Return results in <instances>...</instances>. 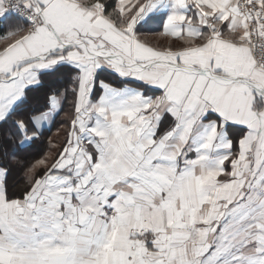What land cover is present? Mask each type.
Segmentation results:
<instances>
[{"label": "snow or ice", "instance_id": "snow-or-ice-1", "mask_svg": "<svg viewBox=\"0 0 264 264\" xmlns=\"http://www.w3.org/2000/svg\"><path fill=\"white\" fill-rule=\"evenodd\" d=\"M0 264H264V0H0Z\"/></svg>", "mask_w": 264, "mask_h": 264}, {"label": "trees", "instance_id": "trees-1", "mask_svg": "<svg viewBox=\"0 0 264 264\" xmlns=\"http://www.w3.org/2000/svg\"><path fill=\"white\" fill-rule=\"evenodd\" d=\"M78 2V0H73ZM82 3H88L90 0H80ZM40 95V94H37ZM71 116V101L64 105V111L58 116L56 119L55 126L52 130H46L44 135L41 137V142L36 144L33 153L31 154H21L22 156H28L31 158V155L34 154H43L49 144L52 142L62 143L64 134L67 130L66 125L63 121L69 119ZM53 152L55 149L52 150ZM10 166L15 168L12 176V191L17 195L22 194L24 188L27 186V183L30 182V177L35 174V172L28 171L27 162L21 157H17L16 159H9Z\"/></svg>", "mask_w": 264, "mask_h": 264}, {"label": "crops", "instance_id": "crops-1", "mask_svg": "<svg viewBox=\"0 0 264 264\" xmlns=\"http://www.w3.org/2000/svg\"><path fill=\"white\" fill-rule=\"evenodd\" d=\"M77 3H78V2H76V1L69 0V7H70V8H71V7H75V6L77 5ZM105 23H106V22L103 21L102 19L98 20V24H100V25H104ZM152 34H153L154 38H158V39H163V40H165V38L159 36V35L156 34V33H152ZM239 34H240V30L238 29L237 31H235V32H233V33H228V34H227V38H229V39H235ZM144 36H147L146 33L141 37V39L144 40V38H143ZM155 36H156V37H155ZM150 37H152V36H150ZM155 40H156V39H155ZM166 40H167V39H166ZM221 43H223V42H221ZM60 103H61V102L58 100L57 105H56V109H54L53 112L51 113L52 116H53L54 119H55V123H56V119H57L58 116H59V115H56V111L59 110V108H60ZM61 113H62V112H61ZM61 113H60V114H61ZM44 123L47 125V124L50 123V122H49V121H46V122H44ZM55 123L51 125L50 130H52V128L55 126ZM45 131H46V130H45ZM45 131H44V132H45Z\"/></svg>", "mask_w": 264, "mask_h": 264}, {"label": "rangeland", "instance_id": "rangeland-1", "mask_svg": "<svg viewBox=\"0 0 264 264\" xmlns=\"http://www.w3.org/2000/svg\"><path fill=\"white\" fill-rule=\"evenodd\" d=\"M146 35L147 36L143 37L144 40L148 41L151 45L156 46V47L166 46L170 42V40H168V39L163 40V39L154 38L152 33H146ZM150 36H152V37H150Z\"/></svg>", "mask_w": 264, "mask_h": 264}]
</instances>
